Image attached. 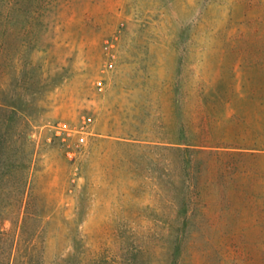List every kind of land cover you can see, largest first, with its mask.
<instances>
[{
    "label": "rangeland",
    "instance_id": "374dc122",
    "mask_svg": "<svg viewBox=\"0 0 264 264\" xmlns=\"http://www.w3.org/2000/svg\"><path fill=\"white\" fill-rule=\"evenodd\" d=\"M0 105V264H264V0H0Z\"/></svg>",
    "mask_w": 264,
    "mask_h": 264
},
{
    "label": "trees",
    "instance_id": "16d2710c",
    "mask_svg": "<svg viewBox=\"0 0 264 264\" xmlns=\"http://www.w3.org/2000/svg\"><path fill=\"white\" fill-rule=\"evenodd\" d=\"M0 109H3V105H0ZM15 112V110H14ZM13 112V113H14ZM16 114V113H15ZM17 115V114H16ZM6 121H0V186L7 182H10L19 194H22L18 201L23 204L25 188L28 183V179H19L20 171L29 168V165L23 163L19 156L18 150L14 146H10V150L7 149L6 137L3 134V126ZM12 126V125H10ZM13 128V126H12ZM183 126L181 127V134L174 139H167L165 142L164 148L167 150H179V151H188L191 147L193 149L197 148H206V147H215V148H246L242 146H230L226 145L224 141H210L207 139H201V137H191L188 138L183 133ZM244 152V151H239ZM242 154V153H240ZM252 154V153H251ZM22 185V186H21ZM24 186V189L21 191V187ZM19 196V195H18Z\"/></svg>",
    "mask_w": 264,
    "mask_h": 264
}]
</instances>
